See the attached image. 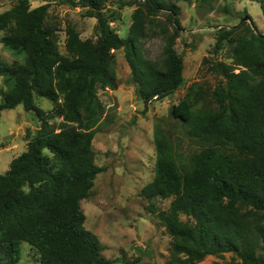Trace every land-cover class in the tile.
I'll use <instances>...</instances> for the list:
<instances>
[{"label": "trees", "instance_id": "16d2710c", "mask_svg": "<svg viewBox=\"0 0 264 264\" xmlns=\"http://www.w3.org/2000/svg\"><path fill=\"white\" fill-rule=\"evenodd\" d=\"M81 5L95 17L97 38L82 39L73 26L65 30L63 54L57 28L46 23L48 4L30 7L16 0L0 14L3 47L18 61L0 60L6 89L0 92V112L21 104L33 111L40 125L26 149L0 173V264H18L21 242L34 247L38 264H111L102 255L98 237L84 227L80 201L89 195L102 170L93 163L91 142L103 114L97 86L116 87L110 65L113 52L124 56L144 102L174 93L183 83V60L174 44L181 31L176 4L165 0H119L134 4L128 35L110 26L118 18L106 8L109 0H61ZM209 3L215 0H197ZM256 1L264 16V0ZM106 8V9H105ZM168 10L173 31L164 38L160 62L145 57L140 40L147 16ZM12 23V25H11ZM241 20L215 34L211 54L228 47L233 64L213 60L210 70L221 80L210 92L211 106H197L201 87H188L170 109L189 126L199 150L188 158L174 155L160 125L153 138L155 172L141 195L172 197L156 214L171 236L166 264H196L208 255L231 253L224 264H264V34ZM264 33V32H263ZM205 60V59H204ZM238 69V71H234ZM33 94L57 103L47 114ZM60 116L57 130L50 118ZM181 215L187 216L186 220Z\"/></svg>", "mask_w": 264, "mask_h": 264}, {"label": "rangeland", "instance_id": "374dc122", "mask_svg": "<svg viewBox=\"0 0 264 264\" xmlns=\"http://www.w3.org/2000/svg\"><path fill=\"white\" fill-rule=\"evenodd\" d=\"M139 3L144 0H138ZM176 4L181 31L174 48L182 56L183 83L174 92L161 99L144 102L136 95V85L124 56V50L113 52L110 65L116 77V87L97 86V96L103 114L96 125L91 148L93 163L102 170L93 180L89 195L80 201L85 214L84 227L93 232L103 245L102 255L118 258L111 264H166L171 258V236L157 217V210H165L172 197H155L151 201L141 195L142 188L152 181L155 172L156 151L153 133L160 125L172 145L174 155L188 158L199 150L189 132V126L173 118L170 113L186 93L189 86L201 87L197 106H211L210 92L221 76L210 70L213 60L233 64L225 46L218 54L211 51L219 28L238 24L244 16L251 18L258 32H264V16L256 1L215 0L211 5L197 0H165ZM16 0H0V14L11 8ZM119 0H109L106 8L116 10L118 18L110 22L118 35L126 38L132 21L134 4L119 7ZM48 4L46 23L57 28L58 48L65 54V30L73 26L82 39L97 38L95 17L86 15L81 5H70L61 0H30V7ZM105 8V9H106ZM168 10L162 9L148 15L145 33L140 45L145 57L160 62L163 58L164 38L161 28L168 33L173 26ZM12 25V23H11ZM9 28L0 30V60L13 63L19 59L6 50L1 37ZM205 59V60H204ZM234 71H238L235 68ZM6 89L0 76V92ZM1 99V95H0ZM34 103L47 114L53 113L57 103L33 94ZM57 130L64 124L60 116L48 120ZM40 125L33 111L21 104L0 112V173L9 168L10 161L26 149L28 136ZM182 220L187 216L181 215ZM231 253L222 256L208 255L196 264H224ZM37 250L21 242L18 264H38Z\"/></svg>", "mask_w": 264, "mask_h": 264}, {"label": "water", "instance_id": "95a60500", "mask_svg": "<svg viewBox=\"0 0 264 264\" xmlns=\"http://www.w3.org/2000/svg\"><path fill=\"white\" fill-rule=\"evenodd\" d=\"M242 20H244V21H248L249 23H250V25H253L252 24V21H251V18L249 17V16H244L243 18H242ZM264 33H260V35H263Z\"/></svg>", "mask_w": 264, "mask_h": 264}]
</instances>
